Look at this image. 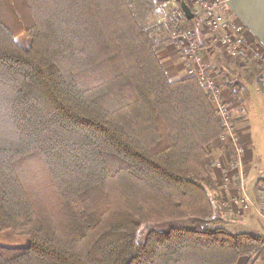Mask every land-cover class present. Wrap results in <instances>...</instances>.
I'll list each match as a JSON object with an SVG mask.
<instances>
[{"label": "trees", "instance_id": "16d2710c", "mask_svg": "<svg viewBox=\"0 0 264 264\" xmlns=\"http://www.w3.org/2000/svg\"><path fill=\"white\" fill-rule=\"evenodd\" d=\"M156 9L0 0V235L28 239L0 244V264L264 262V235L219 217L207 146L224 129L210 93L195 76L171 80L160 60L172 33L204 51L200 21L182 7L154 22ZM178 221L190 224L138 239L145 224Z\"/></svg>", "mask_w": 264, "mask_h": 264}, {"label": "rangeland", "instance_id": "374dc122", "mask_svg": "<svg viewBox=\"0 0 264 264\" xmlns=\"http://www.w3.org/2000/svg\"><path fill=\"white\" fill-rule=\"evenodd\" d=\"M163 4L164 6L160 7L161 9L159 8V11H157L156 9L155 15H153L154 22H159V21L165 22L164 20L166 18L169 19V17H175V15L171 13L172 11V9L170 8L171 4H168L167 2L166 3L163 2ZM206 31L208 37L213 36V34L210 33L207 29ZM156 33H154L153 35L156 34L158 40H160L164 36L166 37V33H162L161 30H158ZM172 34L168 35L170 37V41L174 39L179 40L178 38H175L174 35ZM21 41H23L25 45L27 44L26 40H21ZM174 42L176 44L170 46L169 49H168V45L170 44V42H168L166 45L167 48L166 47L163 48V50L159 52V56H160V60L164 61L165 64L164 67L169 68L168 70L169 72L170 69H172V71L176 73V71L177 72L179 71L176 62L186 60V56L183 57L181 52L185 53L187 49L186 48L183 49L184 46L181 45V43L177 44L175 40ZM211 47H212L210 50L212 54V56L210 57L211 61L208 64L207 63L206 64L208 66V69L210 70L209 72L212 79L216 83L215 87L220 91L215 93V97L218 100L221 99L224 100V104L226 106L227 118H229V124L233 136L237 138L238 145L242 146L246 150L247 147L246 145H244V142L240 138V135L238 134L237 130L234 129L233 124L241 121L243 125L244 124L247 126L249 125L250 132L253 135V140L257 145L258 149L260 150V156L255 152L256 155L254 157L253 163L259 162V159L264 161V52H257L254 49L253 50L249 49L248 52L247 50H242L236 53L235 55H232V54H228L226 48L221 46L220 44H217L216 46L211 44ZM166 49H168L167 52H165ZM168 53L169 55L171 54L174 58L170 59ZM175 59L176 62L173 61ZM175 65L176 68L174 69L173 66ZM181 66L183 67V65ZM184 66L187 67L188 65L185 64ZM181 69H184L182 73H184V71L186 73V69L184 67ZM189 76H194V75H189ZM205 92L206 93L209 92L207 88H205ZM210 95L211 93L209 94V96ZM227 96L228 98H230V101H227V99H225ZM210 98L212 100L213 106H215L214 96L211 95ZM232 102H233L232 105H234V102H238V104L235 105V107L236 108L241 107V109L236 110L234 106L231 105ZM241 102L243 103L241 104ZM219 140H220L219 143L212 142V144L210 143L207 146V150L210 153V155L207 158V164L209 168H211L212 172H213V168L216 169L218 168V170H220V168H228V166L227 167L225 166L228 157H230L231 159L233 168L237 167L238 165L241 164V162H243L242 159L245 151L243 153L238 154L236 147L232 143L233 141L230 139V136L229 137L225 136L224 138H220ZM227 141H228V145L226 143ZM245 141L249 143L248 140L245 139ZM221 144L223 145V149L218 150V147ZM212 150L215 151V153ZM23 167L25 169L27 176L30 175L31 178H33V174L35 171H37V168H39V164H37V161L34 162L31 159L27 163L25 162ZM26 178L29 180V177ZM172 224L184 226V225H189L190 223L187 222L184 224L182 221H178L175 223H163V224L159 223V224H149V225L145 224L142 226V228L139 231L138 239L139 241L143 242L145 237L147 236V233L150 230L164 231L169 229L172 226ZM0 244L5 246H11L12 248L24 247L25 245L28 244V239L25 237H17L11 233H6L0 235Z\"/></svg>", "mask_w": 264, "mask_h": 264}, {"label": "crops", "instance_id": "0c3cea01", "mask_svg": "<svg viewBox=\"0 0 264 264\" xmlns=\"http://www.w3.org/2000/svg\"><path fill=\"white\" fill-rule=\"evenodd\" d=\"M154 1L157 11H159V8L164 6L163 2H165V0ZM181 2L184 1L182 0ZM225 14L228 20L244 27L243 35L245 38V50H247V52L249 49H254L257 52H264V0H226ZM159 22L161 23V21ZM200 29L205 37L204 40L206 43V48L204 51H201V53L204 61L208 64L211 61L210 57L212 56L210 51V37L207 36V31L202 27L201 20ZM174 40L177 44L181 43V45L184 46L183 49L186 48V41ZM174 40L170 41L168 49L170 46L176 44ZM168 49H166L165 52H167ZM185 53L181 52L183 57L185 56ZM168 56L170 59L174 58L171 54L169 55V53ZM173 61L176 62V59ZM162 63L165 65L164 61H162ZM176 64L179 69L176 73H174L172 69H170L169 72V68L165 67L171 80L194 75L195 67L187 58L185 61L176 62ZM185 64L189 67H185ZM181 65L186 69V73L185 71L182 73L184 69H181L183 68ZM173 68L175 69L176 65L173 66ZM228 96L225 99L230 101ZM242 103L243 102H241V104ZM232 104L233 102L231 105ZM237 104L238 102H234V105L232 106H234L236 110L241 109V107H235ZM240 123L241 121L232 124L234 129L237 130L240 135V138L243 140L244 145L247 147L246 150L244 149L243 162L233 168L231 159L228 157L227 163L225 164L228 168H220V170H218V168H213V178L218 184V192L222 198L219 217L225 222L224 227L231 233H248L261 236L264 235V161L259 159V162L253 163L256 153L260 156V150L253 140L249 125L247 126ZM245 139L248 140L249 143L246 142ZM226 143L228 145V141ZM221 149H223L222 144L218 147V150ZM213 152L215 153V151ZM237 264H264V262L255 257L242 256Z\"/></svg>", "mask_w": 264, "mask_h": 264}, {"label": "built area", "instance_id": "2783aa9c", "mask_svg": "<svg viewBox=\"0 0 264 264\" xmlns=\"http://www.w3.org/2000/svg\"><path fill=\"white\" fill-rule=\"evenodd\" d=\"M182 0H165L168 4H171V13L175 16L183 15L182 7L180 2ZM184 1V0H183ZM192 10L193 14L197 16L201 22L204 30H208L213 34L210 37V44L216 46L220 44L226 48L228 54L235 55L236 53L245 50V38L243 35L244 27L240 24L234 23L228 20L225 14L226 0H185L184 1ZM168 18L164 21L166 22ZM190 33L185 32L179 35H174L180 41H186L187 51L185 53L186 58L195 67L194 76H196L201 83L208 89L211 95L214 96L215 108L219 114L224 133L221 138L230 136L233 141L238 153H243L244 148L238 145L237 138L233 136L232 130L229 124V118H227L226 106L224 100H218L215 97V93L220 92L215 87V81L210 75V70L206 62L203 59L202 53L197 49L194 42L191 41ZM212 48V47H211Z\"/></svg>", "mask_w": 264, "mask_h": 264}, {"label": "water", "instance_id": "95a60500", "mask_svg": "<svg viewBox=\"0 0 264 264\" xmlns=\"http://www.w3.org/2000/svg\"><path fill=\"white\" fill-rule=\"evenodd\" d=\"M182 7L189 18H192L194 16L191 8L186 3L182 2Z\"/></svg>", "mask_w": 264, "mask_h": 264}]
</instances>
